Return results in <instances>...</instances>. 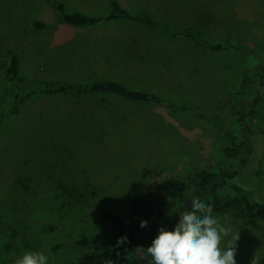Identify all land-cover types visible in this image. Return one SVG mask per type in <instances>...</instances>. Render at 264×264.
Here are the masks:
<instances>
[{
	"label": "rangeland",
	"instance_id": "obj_1",
	"mask_svg": "<svg viewBox=\"0 0 264 264\" xmlns=\"http://www.w3.org/2000/svg\"><path fill=\"white\" fill-rule=\"evenodd\" d=\"M52 1L71 14L104 16L112 0ZM117 1L134 14L232 48L210 51L127 22L76 28L61 22L49 1L0 0V68L16 52L21 75L29 79L115 80L199 110L184 113L113 94H37L0 123V216L41 240L49 264H70L114 248L112 227L102 214L128 218L135 195L219 163L241 71L264 63V0ZM35 20L46 27L35 29ZM13 94L0 82V112L9 108ZM247 121L255 132L254 149L234 181L264 201V90L258 112ZM215 216L239 235L236 264H264L263 221ZM11 235L0 238L4 264L21 256ZM152 239L140 237L139 251L148 258Z\"/></svg>",
	"mask_w": 264,
	"mask_h": 264
},
{
	"label": "trees",
	"instance_id": "obj_2",
	"mask_svg": "<svg viewBox=\"0 0 264 264\" xmlns=\"http://www.w3.org/2000/svg\"><path fill=\"white\" fill-rule=\"evenodd\" d=\"M51 2V0H45ZM57 11L59 20L76 28H89L108 22L134 23L146 31H154L161 38H185L203 45L210 51H223L232 48L229 43L215 42L202 33L189 29L171 27L160 23L149 16L134 14L124 9L117 0L111 1L108 15L95 16L82 12H67L65 5L51 2ZM32 26L41 30L46 25L38 20ZM0 82L13 89V99L9 108L0 112V123L8 116L17 114L26 101L33 95H98L113 94L141 103H153L167 106L186 113H198V109L178 103L161 94L130 88L115 80H94L83 82H62L29 79L21 75V59L18 53L12 52L7 63L0 68ZM264 90V63L247 67L241 71L238 84L233 93L230 113L231 124L226 133V146L222 157L212 169L198 171L186 177H169L146 192L132 197L129 204V217L124 218L112 212L103 215L112 227L111 236L116 243L114 248L95 250L84 254L70 264H107L112 260L131 258L132 264H150L151 258L139 251L140 237L147 235L154 238L159 227L171 229L181 211L193 200H200L211 205L213 215L233 214L238 221H263L264 201L255 198L251 191L234 181L249 160V153L254 149L252 136L254 131L247 117L258 112ZM256 175H260L257 170ZM148 220V227L141 229V220ZM11 232L12 247L17 254L26 251H40L41 240L28 235L27 227L12 223L0 216V238ZM28 232V233H27ZM127 234L129 242L117 245V238ZM0 264L4 262L0 259Z\"/></svg>",
	"mask_w": 264,
	"mask_h": 264
},
{
	"label": "clouds",
	"instance_id": "obj_3",
	"mask_svg": "<svg viewBox=\"0 0 264 264\" xmlns=\"http://www.w3.org/2000/svg\"><path fill=\"white\" fill-rule=\"evenodd\" d=\"M188 207L171 229L158 228L146 248L150 264H236L239 235L213 215L211 205L193 200ZM139 227L147 228L148 220H141ZM128 242L127 234L117 238L118 246ZM15 264H49V257L43 251H26Z\"/></svg>",
	"mask_w": 264,
	"mask_h": 264
}]
</instances>
